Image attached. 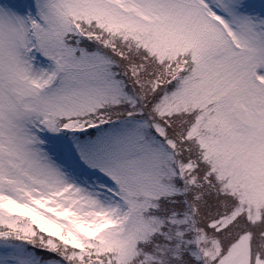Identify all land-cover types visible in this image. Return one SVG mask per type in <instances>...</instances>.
I'll return each instance as SVG.
<instances>
[{"label":"snow or ice","instance_id":"6c2138e0","mask_svg":"<svg viewBox=\"0 0 264 264\" xmlns=\"http://www.w3.org/2000/svg\"><path fill=\"white\" fill-rule=\"evenodd\" d=\"M0 264H264V0H0Z\"/></svg>","mask_w":264,"mask_h":264}]
</instances>
